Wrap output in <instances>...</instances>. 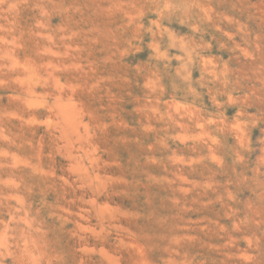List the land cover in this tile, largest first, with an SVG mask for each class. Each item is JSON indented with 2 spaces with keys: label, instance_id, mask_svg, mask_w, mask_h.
<instances>
[{
  "label": "rangeland",
  "instance_id": "374dc122",
  "mask_svg": "<svg viewBox=\"0 0 264 264\" xmlns=\"http://www.w3.org/2000/svg\"><path fill=\"white\" fill-rule=\"evenodd\" d=\"M0 264H264V0H0Z\"/></svg>",
  "mask_w": 264,
  "mask_h": 264
}]
</instances>
